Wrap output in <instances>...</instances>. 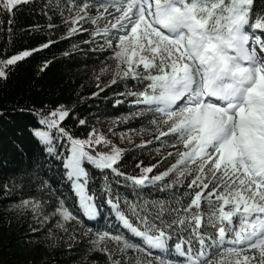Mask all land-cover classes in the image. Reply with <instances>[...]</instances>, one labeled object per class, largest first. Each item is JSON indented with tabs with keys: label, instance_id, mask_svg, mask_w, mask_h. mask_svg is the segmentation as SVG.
<instances>
[{
	"label": "snow or ice",
	"instance_id": "6c2138e0",
	"mask_svg": "<svg viewBox=\"0 0 264 264\" xmlns=\"http://www.w3.org/2000/svg\"><path fill=\"white\" fill-rule=\"evenodd\" d=\"M27 2L0 0V5L11 12ZM253 5L254 0H105L99 5L103 12L88 17L93 24L111 17L96 35H106L111 29L123 33L116 37L115 74L148 81L143 91L128 94L137 97L135 103L159 114V120L152 121L159 133L156 139L174 135L183 149L168 153L176 161L159 175H148L153 165L142 168V175L126 179L144 186L172 173L177 177L173 184L193 177L187 185L192 190L187 193L189 203L169 209L158 204L151 219L146 207L127 201L130 215L126 214L119 198L109 195L107 203L123 227L143 238L151 249L166 250L173 228L190 233L189 239L174 245L183 261L157 256L158 264H264V38L253 31L264 32V12L256 14ZM88 8L83 3V14L72 18L75 26L69 35L79 30L76 26L87 17ZM107 43L112 46L111 40ZM31 54L24 51L0 61V77H6L8 65ZM68 116L62 106L51 111L50 118L41 121L47 130L35 135L44 144H51L52 129L67 136L71 147L64 167L80 211L92 219L98 214L96 194L89 191L84 164L125 176L117 166L123 149L113 145L109 151L93 154L94 145L111 142L95 130L89 139L72 138L60 127ZM103 191L111 193L107 185ZM202 203L207 205L206 214ZM32 208L39 209V204L33 203ZM166 213L169 220L163 219ZM53 215L63 222L82 223L63 201ZM204 228H211L213 234ZM105 240L115 242L121 252L145 251L122 235L98 233L97 250L108 255L110 264L120 261L112 260Z\"/></svg>",
	"mask_w": 264,
	"mask_h": 264
},
{
	"label": "trees",
	"instance_id": "16d2710c",
	"mask_svg": "<svg viewBox=\"0 0 264 264\" xmlns=\"http://www.w3.org/2000/svg\"><path fill=\"white\" fill-rule=\"evenodd\" d=\"M104 2L28 0L11 12L0 5V61L24 51L32 52L8 65L6 77H0V264H102L93 257L97 251V234L103 232L122 235L145 252H152L151 260L141 256L140 262L130 256L120 258V264L149 261L158 264L157 256L174 262L184 260L174 245L180 239H189L188 231L173 228L166 250L151 249L143 238L123 227L107 203L109 195L118 197L121 209L129 215L125 201L141 205L148 209L151 219L158 204L162 203L166 209L187 205L191 198L187 193L192 191L187 185L193 177L187 176L173 184L177 177L172 173L162 181L144 186L126 179L142 175V168L153 165L156 167L148 175H159L176 161L168 153L183 149L174 135L156 139L159 133L152 121H158L159 114L150 111L147 105L136 104L137 97L128 94L143 91L148 81L115 74L114 51L105 44L103 34L81 29V20L76 26L79 30L69 35L75 26L72 18L83 14L80 12L83 3L92 7ZM253 11L264 12V0H254ZM45 44L49 46L42 47ZM113 79L117 81L114 84ZM61 106L69 111V116L60 123L69 136L86 140L95 130L111 142V145H94L93 154L109 151L113 145L123 149L117 166L125 176L84 164L89 173V191L96 194L99 208L95 219L80 211L73 183L67 176L64 164L71 147L67 136L52 129L51 144H44L35 135L37 131L47 130L41 121L50 118L49 113ZM114 122L118 124L114 126ZM129 128L150 136L131 147L118 143L115 139L118 130ZM160 128L166 131L164 125ZM49 148L54 151L49 152ZM106 185L111 189L110 194L103 191ZM25 201L29 204L25 205ZM60 201L82 223L63 222L59 215H53ZM33 203L39 204V209L34 210ZM201 210L206 214L207 205L202 203ZM163 219L170 217L166 213ZM60 223L64 227H59ZM202 230L213 234L211 228ZM192 243L197 246L194 240ZM118 247L116 244L117 250Z\"/></svg>",
	"mask_w": 264,
	"mask_h": 264
},
{
	"label": "rangeland",
	"instance_id": "374dc122",
	"mask_svg": "<svg viewBox=\"0 0 264 264\" xmlns=\"http://www.w3.org/2000/svg\"><path fill=\"white\" fill-rule=\"evenodd\" d=\"M108 11L113 12L114 10L112 8H109ZM100 12H103V9L100 8L99 6L89 7L88 8V17H96ZM88 17L85 19V21L83 20V24L80 27H81V29L89 30L92 32L94 31L95 33L97 32V30H102L105 27V25L108 24V19H111V17H109L108 19H98L97 22L95 24H93L92 20ZM253 31L256 32V30H253ZM260 33H261V31H260ZM122 34H123L122 32H117L115 29H111L108 34H106V35L103 34L102 39L105 40V44L107 46H109L107 42L109 40H111V42H112L111 49L115 52L116 46H117L116 37L118 35H122ZM115 63L116 64L118 63L116 58H115ZM128 119L129 118L125 119L124 121H121V123L125 122ZM114 124H115L114 126H116L118 124V122H114ZM149 136H150L149 134H144V133L139 132L136 129L129 128L127 130H118V132L116 133L115 139L118 143L125 145V146L127 145L128 147H131L132 145L136 144L140 139L145 138V137H149ZM105 243H106L105 245L107 246V248L112 253V260H119L120 258L127 259L130 256H132L135 259L138 258L136 260H139V261L141 260V256L144 258H147L149 260L152 259L151 257H149V255H147V252H145V251H137L135 249H127V250L121 252V251H118L116 249V244L114 242H112V241L109 242L107 240V241H105ZM93 260H97V261L101 262L102 264L110 263L108 255L106 253L98 251V250L96 251V254L93 257Z\"/></svg>",
	"mask_w": 264,
	"mask_h": 264
}]
</instances>
